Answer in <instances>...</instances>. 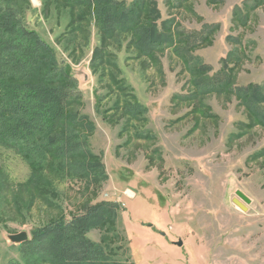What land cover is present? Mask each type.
I'll use <instances>...</instances> for the list:
<instances>
[{"label": "rangeland", "instance_id": "1", "mask_svg": "<svg viewBox=\"0 0 264 264\" xmlns=\"http://www.w3.org/2000/svg\"><path fill=\"white\" fill-rule=\"evenodd\" d=\"M20 1L24 21L55 48L60 61L70 64L78 79L81 111L96 125L90 148L101 156L108 176L95 184L44 170L32 183L26 160L0 145V264L21 258V243L13 242L11 234L25 231L31 238L34 228L52 218H69L102 200L120 204L117 242L127 248L117 251V261L264 264V125L245 104L226 92L186 99L194 89L191 75L172 51L158 66H150L125 40L109 48L116 56L115 73L147 108V121L124 131L117 117L105 120L101 113L113 105L114 95L107 93L102 69L95 73L91 68L100 42L97 28L91 26L87 39L78 35L68 42L70 7L60 0ZM157 2L162 18H175L186 31L219 24L193 52L211 66L209 74L221 69L236 48L242 56L240 63L231 62L236 84L264 83V4L243 24L234 20L233 12L244 0ZM201 107L212 116H204ZM237 190L252 200H242L246 211L232 201ZM101 235L98 229L88 233L96 242Z\"/></svg>", "mask_w": 264, "mask_h": 264}, {"label": "trees", "instance_id": "2", "mask_svg": "<svg viewBox=\"0 0 264 264\" xmlns=\"http://www.w3.org/2000/svg\"><path fill=\"white\" fill-rule=\"evenodd\" d=\"M60 1L73 13L66 32L71 36L68 42L78 35L87 39L92 25L99 33L91 68L95 73L102 69L100 77L107 78V93L114 95L113 105L101 112L105 120L117 117L124 131L147 121V108L116 75V56L109 50L126 40L127 46L150 66H158L161 57L172 51L191 75L194 89L186 99H201L211 93L234 94L264 125V83L236 84L231 62L242 60L236 48L213 74H209L210 65L193 55L219 24L186 31L175 18H162L157 0ZM21 3L0 0V145L26 160L32 183L47 170L97 184L108 175L101 156L90 148L89 137L96 125L81 111L79 81L70 64L60 61L55 48L24 21ZM263 4L264 0H244L235 7L234 20L246 24L251 11ZM199 109L204 116H212L208 108ZM107 111L115 112L106 117ZM119 205L117 201L102 200L89 203L69 218L64 214L52 218L32 230L31 238L20 244V260L9 264H126L114 259L119 249L127 248L126 243L117 242ZM94 229L102 232L99 242L88 237Z\"/></svg>", "mask_w": 264, "mask_h": 264}, {"label": "water", "instance_id": "3", "mask_svg": "<svg viewBox=\"0 0 264 264\" xmlns=\"http://www.w3.org/2000/svg\"><path fill=\"white\" fill-rule=\"evenodd\" d=\"M245 201L246 203H251V198L245 194L242 190H237L236 191V196L232 199L233 203H235L238 207H240L242 210L246 211L248 208L247 206L243 203V201ZM9 238L15 242V243H22L26 240L29 239V235L27 232L23 231L20 233H16V234H11L9 236ZM177 244L179 246L182 245V241L177 242Z\"/></svg>", "mask_w": 264, "mask_h": 264}]
</instances>
